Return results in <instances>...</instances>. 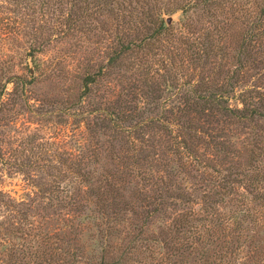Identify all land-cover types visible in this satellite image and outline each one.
Here are the masks:
<instances>
[{"label": "trees", "instance_id": "trees-1", "mask_svg": "<svg viewBox=\"0 0 264 264\" xmlns=\"http://www.w3.org/2000/svg\"><path fill=\"white\" fill-rule=\"evenodd\" d=\"M9 3L0 264H264V0Z\"/></svg>", "mask_w": 264, "mask_h": 264}, {"label": "rangeland", "instance_id": "rangeland-1", "mask_svg": "<svg viewBox=\"0 0 264 264\" xmlns=\"http://www.w3.org/2000/svg\"><path fill=\"white\" fill-rule=\"evenodd\" d=\"M7 4V3H5ZM10 3L7 6V9H5L3 14V17L0 18V27L2 28V33H5V35L7 36V39L5 40L7 43V46L9 48H16L13 50H20L23 51L25 50V48H27L31 43H34V40L32 38H30L32 36V34L35 32V28L33 26V23L31 21L32 15L34 16L33 10L37 11V5L35 4L34 9L30 10V9H25L21 10L19 12L21 13H16V12H12L11 11V7H10ZM29 12V15L27 14V11ZM24 11V14H23ZM42 12V11H41ZM35 16H37V14H35ZM170 18L171 22L173 24H176L180 18H181V13L175 12L169 15H166L165 17ZM167 22V21H166ZM170 22V23H171ZM40 33V29H38L37 34ZM52 51H45L42 54H39L38 56L41 58H45L46 56H48ZM12 51H8V55H11ZM14 56V60L18 61V57L17 55H12V56H6L5 59H10ZM10 86V85H9ZM44 131H48V129H43ZM12 183H17V185H12L9 186L10 188H15L18 190V192H21L20 189V185L21 181L19 179H14L12 181Z\"/></svg>", "mask_w": 264, "mask_h": 264}, {"label": "water", "instance_id": "water-1", "mask_svg": "<svg viewBox=\"0 0 264 264\" xmlns=\"http://www.w3.org/2000/svg\"><path fill=\"white\" fill-rule=\"evenodd\" d=\"M166 21H167V23L171 22L170 18H167ZM31 71H32V67H31Z\"/></svg>", "mask_w": 264, "mask_h": 264}]
</instances>
